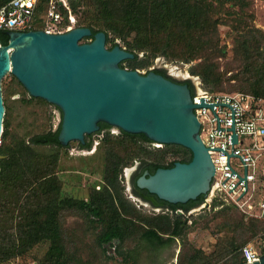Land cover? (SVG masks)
I'll use <instances>...</instances> for the list:
<instances>
[{
  "label": "rangeland",
  "instance_id": "obj_1",
  "mask_svg": "<svg viewBox=\"0 0 264 264\" xmlns=\"http://www.w3.org/2000/svg\"><path fill=\"white\" fill-rule=\"evenodd\" d=\"M3 2L0 0V4ZM73 2L78 3L75 10L71 6ZM47 3L48 0L39 1V18ZM67 3L76 17L74 27L88 24L95 29L102 27L87 0H67ZM213 3L218 32L214 47L188 64L169 62L163 56L147 59L148 53L139 52L134 70L145 73L163 68L180 80L198 76L202 89L212 94L256 96L249 90L253 72L244 67L264 61V0H213ZM110 37L107 47L116 42L125 48L122 40ZM126 39L132 40V36ZM89 41L85 37L80 40L81 43ZM208 65L214 66L216 79L205 83L192 71ZM123 67L128 69L131 63L126 61ZM171 67L176 73L188 76L175 75ZM1 92L6 134L3 142L1 138L0 149L8 154L16 152L27 166L20 169L21 177L13 179L8 186L0 183V245H11L7 243L9 240H17L20 226L28 223V215L36 207L49 204L48 200L58 190L55 194L60 204L57 217L64 250L69 257L67 264H238L244 245L264 251V221L250 220L252 218L244 217L232 205L197 210L188 216L142 207V202L127 191L125 168L139 161L168 164L188 157L186 148L159 142H154L159 146L151 143L148 148L139 138L123 135L116 127L90 134L86 138L92 142L90 149L80 148L75 141L69 142L67 147L44 142L35 144L31 142L32 137L58 128L60 111L44 99L31 97L10 73L1 79ZM112 163L119 166V196L124 206L118 204L117 197L115 213L103 204L105 218L100 220L85 209L82 202L89 203L92 198L98 202V194L107 183L106 169ZM49 176L55 180L43 181V177ZM113 194L116 195L114 191ZM124 207L131 212L124 213ZM110 220L125 227V234L99 247L97 236ZM148 230H154L162 241L145 237L144 232ZM48 248L49 241L42 240L0 264H42Z\"/></svg>",
  "mask_w": 264,
  "mask_h": 264
},
{
  "label": "water",
  "instance_id": "obj_2",
  "mask_svg": "<svg viewBox=\"0 0 264 264\" xmlns=\"http://www.w3.org/2000/svg\"><path fill=\"white\" fill-rule=\"evenodd\" d=\"M8 43L0 44V142L5 106L1 79L13 75L31 97L44 99L61 113L57 139L66 146L85 143L86 136L99 131V122L130 134H143L154 142L182 146L191 152L188 162L144 171L136 181L158 199L177 204L205 195L214 175V165L199 134L200 123L186 83L153 70L140 73L120 66L134 53L106 46L100 30L76 26L62 33L40 29L6 31ZM41 142L46 139L41 138ZM233 142L236 136L233 135ZM241 264H264L258 260Z\"/></svg>",
  "mask_w": 264,
  "mask_h": 264
},
{
  "label": "trees",
  "instance_id": "obj_3",
  "mask_svg": "<svg viewBox=\"0 0 264 264\" xmlns=\"http://www.w3.org/2000/svg\"><path fill=\"white\" fill-rule=\"evenodd\" d=\"M7 1L8 0H4L2 4ZM87 4L90 5L98 15L102 27L95 29L89 24L85 25L92 31L91 36L85 38L90 39L91 41L93 34L102 30L106 34V44L111 38L110 35H112L113 38H119L122 40L125 43V49L134 53L133 59L120 62L121 67H123V63L126 61L131 63V67L128 69H135L139 52L148 53L146 56L147 59L163 56L169 62L188 64L201 58L206 51L214 47V40L215 42L218 41L217 19L215 17L216 6L214 5L213 0H87ZM71 6L75 10L78 7V3L73 2L71 3ZM38 10L39 8H37V11ZM128 36H132V40H127L126 38ZM7 43L8 36L6 31L0 30V44L6 45ZM116 44L118 43L113 42L108 48H112ZM119 46L123 48V46ZM243 46L244 51L246 52V40L243 41ZM260 54L261 53H259V55ZM244 68L247 71L253 72L252 78L254 79H252L249 85V90L255 93L256 96L264 99V61L254 65L247 64ZM214 69V66L208 65L207 68L198 71L195 68L192 73L199 74L202 77L203 82L208 83L212 79H216L213 73ZM152 70L163 76H167L166 70L163 68H154ZM181 82L188 85L191 93L194 92V86L190 79ZM99 126L100 128L98 132L111 127L103 122H99ZM59 128L60 125L55 131H48L41 136H34L31 138V142L37 144L41 142V138H45V144L67 147V145L62 146L58 142L57 135ZM120 132L123 135L136 137L142 141H151L143 134H130L123 130H120ZM5 134L6 127L1 135L2 142ZM87 137H89V135L86 136V138ZM86 138L84 144H79L82 149H89L91 147L92 142ZM187 151L189 154L188 157L177 161H190L191 152L188 149ZM19 158L20 155L16 154V152L8 154L5 153L3 149H0L1 185L8 186L12 183L13 179L16 180V178L21 177L23 171H20V169L23 167L25 169L27 163L21 161ZM175 161L176 160H173L168 164L159 162L151 163L148 168L150 172H154L158 167L173 166ZM106 173L107 183L101 194H98V202H96L94 198H92L89 203H86L85 201L82 202L85 209H88L91 214L100 218V220H103L104 217L101 208L103 204L110 206L112 212L115 213L117 208L114 200L117 197L118 204L121 207L124 206L122 203L123 201L119 196V184L117 179L119 166L115 163L109 164ZM43 178V181L46 180V178H52L55 180L52 176ZM50 184L51 181L49 182V185ZM45 189L46 187L44 190ZM113 191L117 196L113 194ZM57 193L58 190L48 200L49 204L45 207H36L31 214L28 215V223L20 226L21 231L19 229L17 240H9L7 243H10L11 245H0V262L8 260L15 255H21L34 244L42 240H48L49 248L45 253L42 264L68 263L69 257L64 250L62 235L60 233L61 229L57 217L58 211L60 210V204L56 201ZM203 197L204 195H199L195 200H190L188 202L191 204H200ZM178 205L182 204H176L173 206V209L177 208ZM190 206L184 207V209H188ZM123 212L129 213L131 211L124 207ZM250 220L254 219L252 218ZM178 225L179 224L177 223V226ZM174 233H176V231H174ZM124 234L125 227L115 220H110L97 236V244L100 247L114 238H123ZM144 236L162 241L154 230L144 232ZM241 263H243V260L240 251V260L238 264Z\"/></svg>",
  "mask_w": 264,
  "mask_h": 264
},
{
  "label": "built area",
  "instance_id": "obj_4",
  "mask_svg": "<svg viewBox=\"0 0 264 264\" xmlns=\"http://www.w3.org/2000/svg\"><path fill=\"white\" fill-rule=\"evenodd\" d=\"M38 2L8 0L0 5V30L62 33L75 26L76 17L67 0H48L42 18L37 11ZM186 79L189 78L183 80ZM190 80L194 86L192 102L204 103L193 111L214 165V175L200 205L183 214L232 205L244 217L264 221V99L250 94H212L202 89L198 76ZM233 135L236 142L232 141ZM262 253L250 245L241 247L244 263L258 260Z\"/></svg>",
  "mask_w": 264,
  "mask_h": 264
},
{
  "label": "flooded vegetation",
  "instance_id": "obj_5",
  "mask_svg": "<svg viewBox=\"0 0 264 264\" xmlns=\"http://www.w3.org/2000/svg\"><path fill=\"white\" fill-rule=\"evenodd\" d=\"M167 76L165 77H170L175 80H180L176 79L173 76L169 75L166 73ZM58 109V108H57ZM140 142L144 145L147 146L148 148L150 147V144L153 143L154 141H145V140H140ZM90 149V148H89ZM151 163L149 162H136L133 166H130V168H125L124 169V177L127 176V181H126V187L127 191L130 192L131 195H134L136 198H138L142 203V207H149L152 210H165L171 213L179 212L177 214H183V211H187L189 209L197 208L200 204H191L189 202L183 203L182 205H178L177 208L173 209V206L176 204H171L167 203L163 200L158 199L154 194L149 193L145 189H139L135 185L136 179L144 173V171H148L149 174H152L153 172H150L149 170V165ZM178 204V203H177ZM181 204V203H180ZM191 205V206H190ZM190 206L188 209H184V207ZM179 216V215H178Z\"/></svg>",
  "mask_w": 264,
  "mask_h": 264
},
{
  "label": "bare ground",
  "instance_id": "obj_6",
  "mask_svg": "<svg viewBox=\"0 0 264 264\" xmlns=\"http://www.w3.org/2000/svg\"><path fill=\"white\" fill-rule=\"evenodd\" d=\"M170 71H172V72L176 73V72H175V68H174V67H171V68H170ZM175 75H177V76H183V77H187V76H188V74H187V73H185V74H182V73H180V72H177Z\"/></svg>",
  "mask_w": 264,
  "mask_h": 264
}]
</instances>
